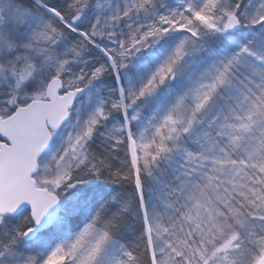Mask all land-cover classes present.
Instances as JSON below:
<instances>
[{"label":"snow or ice","instance_id":"obj_1","mask_svg":"<svg viewBox=\"0 0 264 264\" xmlns=\"http://www.w3.org/2000/svg\"><path fill=\"white\" fill-rule=\"evenodd\" d=\"M0 264H264V0H0Z\"/></svg>","mask_w":264,"mask_h":264}]
</instances>
